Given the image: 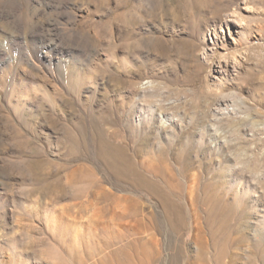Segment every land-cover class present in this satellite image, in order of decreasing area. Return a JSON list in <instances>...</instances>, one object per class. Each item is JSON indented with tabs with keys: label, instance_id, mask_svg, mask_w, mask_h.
Listing matches in <instances>:
<instances>
[{
	"label": "rangeland",
	"instance_id": "obj_1",
	"mask_svg": "<svg viewBox=\"0 0 264 264\" xmlns=\"http://www.w3.org/2000/svg\"><path fill=\"white\" fill-rule=\"evenodd\" d=\"M215 7L0 0V264H264V0Z\"/></svg>",
	"mask_w": 264,
	"mask_h": 264
},
{
	"label": "bare ground",
	"instance_id": "obj_2",
	"mask_svg": "<svg viewBox=\"0 0 264 264\" xmlns=\"http://www.w3.org/2000/svg\"><path fill=\"white\" fill-rule=\"evenodd\" d=\"M180 3H181V7H185V8H187V9H189V11L191 10L192 11V15H196V14H200V13H202V12H204V10H203V8H205L208 4L209 5H211V3H213L214 5L217 3V6L219 5V6H221L220 8L221 9H216V7H215V9L214 10H211V14L213 15V16H219V17H221V19H222V12L223 11H227L228 10V8H229V6L232 4V2L234 1V0H178ZM213 9V8H212ZM190 14V13H189ZM130 34H131V32H130ZM129 34V36H131ZM131 38V37H130ZM152 46H154L155 47V49H159V50H161V51H164V49H163V47H162V44H161V42L159 41V40H156V41H154V43L152 44ZM211 58V56H208V59L207 60H209ZM261 61V60H260ZM159 104V103H158ZM162 107H164V105L162 106ZM41 108V107H40ZM159 109V108H158ZM161 109V108H160ZM151 110V109H150ZM109 113H111V112H109ZM114 114H115V112H113ZM109 117H110V115H108ZM151 116H152V112H151ZM108 117V119L106 118V121L108 122L107 124H109V123H114L115 121H114V119L113 120H111L112 118V116L109 118ZM114 117V116H113ZM116 117V116H115ZM104 120V119H103ZM117 120H118V118H117ZM23 121V120H22ZM118 122V121H117ZM117 122H116V124H117ZM23 123L24 124H26V122L25 121H23ZM104 123H106L105 122V120H104ZM114 125V124H113ZM114 128H116V126L114 127ZM96 129H98V128H96ZM110 129V128H109ZM108 129V130H109ZM101 130H102V128H101ZM101 130H99V131H101ZM107 130V129H106ZM98 133V132H97ZM101 133V132H100ZM102 135H103V133H102ZM145 135V134H144ZM96 136V135H95ZM99 136V135H98ZM104 137V136H103ZM107 137V136H106ZM96 138V137H95ZM117 138V137H116ZM97 139V138H96ZM98 140V139H97ZM118 140V139H117ZM125 140V139H124ZM125 142V141H124ZM96 144V143H95ZM98 145V144H97ZM99 145L101 146V148H102V151H103V153H105V155L108 157V158H110V157H112V159L113 160H118V155L120 154V151L118 150V149H116V148H114V146L108 141V140H105L104 138H101V135H100V137H99ZM99 145H98V147H99ZM119 146H121V145H119ZM97 148V147H96ZM100 148V149H101ZM121 148V147H120ZM124 148V147H123ZM100 149L98 150V151H100ZM126 149V148H125ZM124 151V150H123ZM124 152H126V151H124ZM122 153V152H121ZM129 154V153H128ZM122 155H123V153H122ZM100 156V155H99ZM122 157V156H121ZM121 159V158H120ZM110 161H111V159H110ZM118 161H120V160H118ZM123 161V160H122ZM109 162V161H108ZM112 163H114V162H112ZM121 163V162H120ZM124 163H126V162H124ZM138 163V162H137ZM134 164V163H133ZM123 165V164H122ZM126 165H128V164H126ZM121 166V165H120ZM128 170H132V167L130 166V165H128ZM133 168H135V166L133 167ZM117 169V168H116ZM118 170H119V168H118ZM121 170V169H120ZM124 170V169H123ZM126 171V170H125ZM137 171H138V169H137ZM141 171V170H140ZM122 172V171H121ZM120 172V173H121ZM127 172V171H126ZM133 172H134V169H133ZM119 172H118V174H120ZM132 173V172H131ZM130 173V174H131ZM136 173V172H135ZM135 173H133V174H135ZM138 173H139V171H138ZM118 174L116 175V176H118ZM142 174V173H141ZM124 175V174H123ZM128 176H129V174H127ZM131 176V175H130ZM129 176V177H130ZM134 177V176H133ZM143 177H144V175H143ZM145 178V177H144ZM133 179V178H132ZM140 180V179H139ZM150 180V179H149ZM146 183V182H145ZM145 185V184H144ZM205 186V185H204ZM178 187V186H177ZM208 188V187H207ZM173 189V188H172ZM145 190V189H144ZM147 190V189H146ZM162 190V189H161ZM180 190V189H179ZM158 191V190H157ZM160 191V190H159ZM170 191V190H169ZM169 191H167V192H169ZM177 192V191H176ZM209 192V191H208ZM164 193V192H163ZM169 193H172V192H169ZM184 193V192H183ZM160 194V193H159ZM158 194V195H159ZM182 194V193H181ZM164 195V194H163ZM170 196H172V195H170ZM178 196V195H177ZM165 197V198H164ZM174 197V196H173ZM172 197V198H173ZM176 198V197H175ZM174 198V199H175ZM211 198V197H210ZM162 203H163V207H164V209L165 210H167L169 213H172V215L173 214H175V215H178V216H176V219H177V221L176 222H178V221H182L183 220V218H182V216H183V214H182V216L180 215V212H182V210L180 209V207L176 204V202H174V201H172L170 198H169V194H166L165 196H162ZM164 199V200H163ZM179 199V198H178ZM214 200V199H213ZM216 201V200H215ZM206 202V201H205ZM228 212V211H227ZM213 214V213H212ZM184 217V216H183ZM173 222V221H172ZM175 222V223H176ZM186 222V221H185ZM213 222V221H212ZM182 223V222H181ZM207 223V222H206ZM180 224V223H179ZM210 224V223H209ZM217 224V223H216ZM208 225V224H207ZM223 225V224H222ZM175 226V225H174ZM207 229V228H206ZM221 232V231H220ZM224 235V234H223ZM221 249H223V248H221ZM227 249V248H226ZM224 254H225V252L222 250L221 252L219 251V253H217V255L215 256V261H219V260H221V259H223V256H224ZM171 255V254H170ZM179 255H180V253H179ZM178 255V256H179ZM175 256H177L176 254H175ZM171 257V256H170ZM180 257V256H179ZM177 258V257H176ZM172 260H173V256H172V258H171ZM177 259H179V258H177ZM176 259H174L173 261H174V264H176V261H175ZM179 261H181V260H179ZM178 261V262H179ZM177 262V263H178Z\"/></svg>",
	"mask_w": 264,
	"mask_h": 264
}]
</instances>
